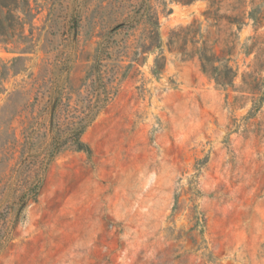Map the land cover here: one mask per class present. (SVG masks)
Wrapping results in <instances>:
<instances>
[{
  "label": "rangeland",
  "instance_id": "obj_1",
  "mask_svg": "<svg viewBox=\"0 0 264 264\" xmlns=\"http://www.w3.org/2000/svg\"><path fill=\"white\" fill-rule=\"evenodd\" d=\"M11 1L0 264H264V71L247 52L264 19L255 29L246 17L264 0H219L218 14L245 17L219 25L235 33L232 86L183 40L192 22L216 38L209 0Z\"/></svg>",
  "mask_w": 264,
  "mask_h": 264
},
{
  "label": "trees",
  "instance_id": "obj_2",
  "mask_svg": "<svg viewBox=\"0 0 264 264\" xmlns=\"http://www.w3.org/2000/svg\"><path fill=\"white\" fill-rule=\"evenodd\" d=\"M181 3H190L192 0H175ZM208 9L204 11L205 16L209 19H214V23L211 24L217 28V35L215 39L210 40L209 32L207 34H203L200 31V28L197 27L195 22H192L190 25L185 27L186 33L183 36V40L189 37V42L192 45V55L196 56L200 62L201 70L203 72L208 73L215 82L220 86H232L235 77L237 76L238 69L234 68L233 65L230 64L231 56L233 55L236 43H235V33L233 31L228 32L223 35L221 29L219 28L220 21L225 20L228 25H236L237 29H240L241 25L245 24L244 15L232 14H218V5L219 0H209ZM11 2L16 3V0H12ZM7 5V0H0V8L5 7ZM215 6L212 11L210 8ZM1 17V11H0ZM247 19L253 21L256 25L255 29L260 27L261 21L264 19V12L255 13V10L252 8L247 12ZM147 19H145L146 24L148 25V33L147 40L149 47L152 48L154 46H159L158 42V17L156 14L148 13ZM229 29V28H228ZM188 36V37H187ZM251 45L247 48V52L250 50H254L256 52L254 63H253V71L258 74L261 71H264V33L261 35H256L253 38ZM187 42H183L180 47V52L184 53L186 50ZM219 47V49H217ZM252 72H245L244 75H251ZM258 80H260L264 84V74L257 76ZM262 99V97L260 98ZM85 125H82L77 132L75 133V140L77 142L78 147L82 148L83 143L79 140V136L82 133Z\"/></svg>",
  "mask_w": 264,
  "mask_h": 264
}]
</instances>
